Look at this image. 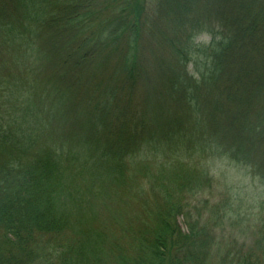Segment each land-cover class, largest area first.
Masks as SVG:
<instances>
[{"label": "trees", "instance_id": "trees-1", "mask_svg": "<svg viewBox=\"0 0 264 264\" xmlns=\"http://www.w3.org/2000/svg\"><path fill=\"white\" fill-rule=\"evenodd\" d=\"M0 264H264V0H0Z\"/></svg>", "mask_w": 264, "mask_h": 264}]
</instances>
